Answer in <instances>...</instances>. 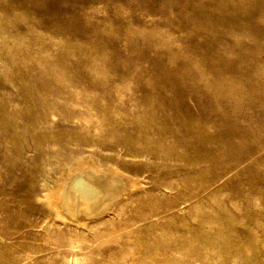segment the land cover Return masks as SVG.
<instances>
[{
  "label": "rangeland",
  "instance_id": "374dc122",
  "mask_svg": "<svg viewBox=\"0 0 264 264\" xmlns=\"http://www.w3.org/2000/svg\"><path fill=\"white\" fill-rule=\"evenodd\" d=\"M0 264H264V0H0Z\"/></svg>",
  "mask_w": 264,
  "mask_h": 264
},
{
  "label": "bare ground",
  "instance_id": "6f19581e",
  "mask_svg": "<svg viewBox=\"0 0 264 264\" xmlns=\"http://www.w3.org/2000/svg\"><path fill=\"white\" fill-rule=\"evenodd\" d=\"M94 164L97 165L96 162ZM81 166L82 168H80ZM87 168L88 166L83 167V165H78L75 167V169H78V170L70 172L68 176L65 175L64 177H62L57 182L60 189L57 188L58 190L57 195L56 197H53V198H56L57 203H59V205L62 208H65L68 211V213L75 215V216L79 214V211H78L79 208L85 209L86 211L91 212V213L99 211L101 214L102 213L101 211L103 210L105 205H104V200L101 201L102 199L100 198V196L102 194H107L108 196L111 195L112 191L114 190L117 184L115 182L116 180H114L116 177L114 178V176H111V178L113 177V179H111V181L106 180L107 181L106 182L104 181L105 180L104 178H107L109 180L110 178L108 176L94 177V175H96L97 172L89 171L87 170ZM90 168L92 167L90 166ZM68 180L70 181L68 182ZM115 199L117 198L115 197Z\"/></svg>",
  "mask_w": 264,
  "mask_h": 264
}]
</instances>
